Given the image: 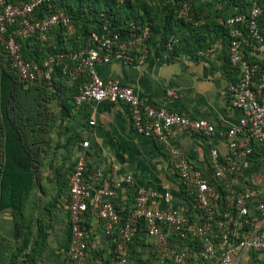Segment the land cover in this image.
I'll return each instance as SVG.
<instances>
[{"label":"crops","instance_id":"crops-1","mask_svg":"<svg viewBox=\"0 0 264 264\" xmlns=\"http://www.w3.org/2000/svg\"><path fill=\"white\" fill-rule=\"evenodd\" d=\"M166 1L114 0L118 9L127 4V11L151 23L153 29L145 48L132 52L134 63L125 65L112 61L98 64L96 73L103 81L116 79L131 87L141 101L154 106L162 105L166 90L171 89L176 96L170 109L193 120H206L216 131L224 132L240 115L228 108L225 93L228 83L236 77V70L227 63L225 48L218 49L208 58L166 51L159 44ZM88 22L91 32L101 31L106 23L104 20L94 22L92 18ZM57 31L50 29L49 36L44 37L49 39L44 53L49 54V49L57 45L67 52L71 48L88 47V39L81 37L76 26L65 28L61 34ZM34 39L38 38H32V43L28 41L27 50L35 59L44 49L39 48ZM22 40L18 38L19 42ZM72 41L75 47L70 46ZM246 53L249 60L264 65V47L258 45ZM84 81V76L70 78L61 74L54 79L55 94L49 101L55 109L46 126V163L38 169V176L28 171V175L24 174L25 169L16 172L21 177L19 180H29V185L26 182L22 186L23 192L14 195L12 207L6 198L0 196V264H68L67 178L80 141L88 142L86 181H93L96 171L102 173L103 178L94 186V193L107 187L111 176L132 177L133 184L118 188L112 198V204L120 214L130 211L136 188L146 187L159 193L167 192L171 196V205L183 210L189 229L202 221V214L193 205L191 194L181 187L172 172L174 156L170 150L185 157L207 177L212 171L210 151L216 150L219 156L225 154L227 139L207 138L177 129L169 132L164 143L146 139L133 129L127 108L122 104L100 102L75 107L72 96ZM237 176L235 189L247 191L250 195L247 203L250 222H245L247 218L239 216L223 197L215 209L211 236L224 229L230 239L236 240L264 228V216L260 215L258 208L264 203V143L253 145L252 153L241 163ZM224 184V181L217 183L222 193ZM25 187L29 188L24 190ZM150 206L160 208L163 205L157 199ZM84 220L91 233L87 245L90 263L113 264V246L105 235L103 224L90 214ZM173 241L176 247L185 248L192 254L186 264H212L198 258L197 239ZM152 242L143 228L138 229L130 245V264H156ZM229 264H264V252L243 249L230 257Z\"/></svg>","mask_w":264,"mask_h":264},{"label":"built area","instance_id":"built-area-1","mask_svg":"<svg viewBox=\"0 0 264 264\" xmlns=\"http://www.w3.org/2000/svg\"><path fill=\"white\" fill-rule=\"evenodd\" d=\"M48 3L49 0H0V49L18 82L27 85L41 82L53 92V74L59 67L63 77L85 78L72 96L75 107L100 102L122 104L127 108L133 129L146 139L164 143L169 132L177 129L207 138L224 137L228 141L227 151L222 156L214 149L210 151L212 171L207 177L185 157L170 150L174 156L172 172L181 187L189 191L193 205L202 214L201 223L192 229L186 224L183 210L171 205V196L153 188H136L130 211L120 214L114 208L112 198L115 190L133 184L132 177L111 176L107 187L94 193V186L103 178L102 173L96 171L93 181H86L88 142H78L77 157L67 178L68 264H91L87 258L91 234L84 220L87 214L103 224L105 235L112 242L113 264H130L129 246L140 228L154 243L156 264H186L192 257L187 249L176 247L174 239H197L198 258L212 264H229L230 257L243 249L264 252V228L236 240L230 239L224 229H219L213 236L210 234L215 209L223 197L239 216L247 218L245 222H250L247 208L250 195L235 187L241 163L252 153L253 145L264 143V65L248 60L246 53L255 46L264 47V9L252 0L244 11L233 8L223 22L228 34L225 47L217 41L195 54L196 57L208 58L218 49L225 48L227 63L236 70V77L228 83L225 93L228 108L240 115L234 124L219 132L206 120H193L170 109L176 96L171 89L166 90L163 104L154 106L141 101L131 87L120 81H103L97 75L95 68L98 64L112 61L125 65L134 63L132 52L145 48L149 39L150 25L146 22L130 21L115 29H110L105 23L101 31L89 33L87 48L47 56L41 63L23 59L18 38L44 39L54 27H69L70 17L61 10L36 16V9ZM175 18L190 20L189 2L178 4ZM177 43L178 37L170 35L164 48L171 52ZM222 181L225 182L223 193L217 186ZM157 199L163 206L151 207L150 204ZM258 208L260 215L264 216V203Z\"/></svg>","mask_w":264,"mask_h":264},{"label":"rangeland","instance_id":"rangeland-1","mask_svg":"<svg viewBox=\"0 0 264 264\" xmlns=\"http://www.w3.org/2000/svg\"><path fill=\"white\" fill-rule=\"evenodd\" d=\"M91 1L56 0L54 10L61 9L65 11L74 20L77 19V15L74 14L83 11L85 14L80 13L78 17L82 16L86 21H89L91 17L88 16L86 10L89 9ZM176 1L179 0H173L174 3ZM193 2V10L191 11L193 19L190 18V20L184 22L187 28L181 27L177 23L179 19L173 17L172 30L175 28L174 30L179 32L178 35L182 36L187 33V30L202 28L205 29L206 36L213 35L216 27L218 29L221 26L228 13L229 7L225 4V0H193ZM115 7L117 8L116 5ZM163 10L169 17L172 14L174 16L175 7L171 2L164 3ZM72 25L79 28L77 22L70 21L69 26ZM47 36H49V33H46L45 38ZM31 39L24 40L26 47ZM34 41L39 48L44 49L42 53H38V57L43 60L47 54L44 51L46 52L48 48L49 39H34ZM57 73L56 70L53 79L59 77ZM54 94L55 91H49L41 82L35 85L18 82L15 73L9 67L0 49V189L2 181L6 179L7 183L10 180V172H18V170L21 171L25 167L26 171L38 176V169L45 165V148L48 147L45 146L46 126L49 120L52 119V112L55 109L53 104L50 105L49 98H52ZM15 168H18V170H15ZM5 172L9 176L7 178L5 176L4 179ZM36 181L39 183V180ZM12 182L10 181V183ZM147 244L149 246V243Z\"/></svg>","mask_w":264,"mask_h":264},{"label":"trees","instance_id":"trees-1","mask_svg":"<svg viewBox=\"0 0 264 264\" xmlns=\"http://www.w3.org/2000/svg\"><path fill=\"white\" fill-rule=\"evenodd\" d=\"M9 1L20 2V1H26V0H9ZM182 1L189 2L190 7H191V11L193 10V3H194L193 0H179L178 2L176 1L177 4H175L176 2L174 3L173 0H167L166 1V2H171V4L175 7V10H174V16L172 14L171 17H169L168 15H166L164 13V22H163L164 24L162 26V31L160 32V35H159V44L164 48L165 43L167 41V38L170 35H176L178 37V43L175 47H173V49L171 51L174 53L175 52H179V53L181 52V53H185L187 55H195L197 51L203 50L204 48L212 46L217 41H220L222 46L225 47V45L227 44L228 34H227L226 28L223 26V23L221 24V26H219L218 29L216 27V31H214L213 35H212L213 37H211L210 35L206 36L205 29H202V28H198L196 30H187V33L185 35H182V36L180 34L178 35L179 32H176V30H174L175 28H173V30H172V18L173 17L175 18V12L178 8V4ZM250 1L251 0H225V4L229 7L227 10L228 13H227L226 17L233 12V8H237L239 11H242V10L244 11V10L248 9L250 6ZM252 1H255L261 8L264 9V0H252ZM55 2H56V0H49L48 5L42 4L41 6H39L35 11L36 16L40 17L43 15V13H50V12L57 11V10H54L55 9ZM89 3H90V1H89ZM126 5L127 4H123V5H121V8L118 9L115 7L114 0H92L91 4L89 6V9L86 10V12L88 13V16H91L92 21H94V22L96 21V22L100 23L103 20L106 21V23L108 24V27L110 29L118 28L122 25H125L126 23H128L130 21L140 22V23H144V22L148 23L147 21H144L143 18H140V16L132 14L131 11L130 12L127 11L128 7H126ZM61 11H63V10H61ZM63 12H65V11H63ZM65 13L70 17L71 22L80 23V26L78 28L79 34L81 35L82 38L88 39V35L91 32L89 30V27H88L89 22L86 21L82 16L78 17V14H80V13L85 14V13L83 11L76 12V14H74V15H77L76 20H74L67 12H65ZM192 19H193V15L191 17V20ZM184 22H187V21L177 20V23L181 27L187 28L185 25L186 23H184ZM149 25H150V33H151L153 28H152L151 23ZM188 25H190V24H188ZM52 29L58 30L57 34H61L62 31L64 30V28H61V27H54ZM79 29H81V30H79ZM29 39H31V38H29ZM24 40L20 41V52L22 54L23 59L28 60V61L32 60V61H35L37 63H41L42 60H41V58L38 57V55L34 59L29 54V52L27 50L28 45H27V47L25 46ZM70 46L75 47L76 45L72 41L70 43ZM50 50L51 49H49V54H47L46 57L47 56H53V55H56L58 53L67 52V50L62 49V47L60 45H57L56 48H53L51 50V52H50ZM73 50H74V48H71L69 51H73ZM226 61H227V59H226ZM56 70L58 72L57 76H60L59 69L56 68ZM54 91H55V86H54ZM24 168L25 167H23L22 169H24ZM15 170H18V168H15ZM18 172H22V171L18 170ZM24 172H25L24 174L28 175L26 170ZM17 173L15 171L10 172L9 173L10 174V178H9L10 180L6 183V179L4 177L6 176V178H7L9 176V174H7L5 172L4 176H3L5 181H2L3 183H2L1 189H0V192H1L0 196H3L4 198H6L8 200V204L10 207H12V205H13L12 200H13L14 195L15 194L17 195L18 193L23 192L22 186L26 182L29 185V180H24V181L19 180V178H21V177ZM10 181H13V182L10 183ZM28 188L29 187H25L24 190H27ZM135 238H136V236L133 238L132 242L135 240ZM130 247L131 246H129V255H130Z\"/></svg>","mask_w":264,"mask_h":264}]
</instances>
